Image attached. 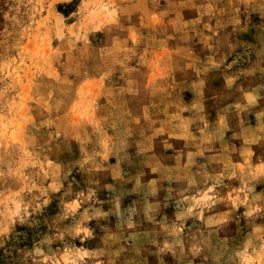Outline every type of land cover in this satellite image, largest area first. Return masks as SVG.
I'll use <instances>...</instances> for the list:
<instances>
[{
    "label": "clouds",
    "instance_id": "clouds-1",
    "mask_svg": "<svg viewBox=\"0 0 264 264\" xmlns=\"http://www.w3.org/2000/svg\"><path fill=\"white\" fill-rule=\"evenodd\" d=\"M0 264H264V0H0Z\"/></svg>",
    "mask_w": 264,
    "mask_h": 264
}]
</instances>
